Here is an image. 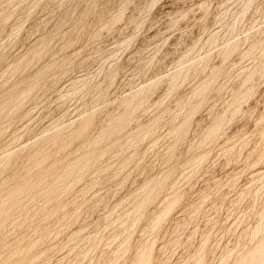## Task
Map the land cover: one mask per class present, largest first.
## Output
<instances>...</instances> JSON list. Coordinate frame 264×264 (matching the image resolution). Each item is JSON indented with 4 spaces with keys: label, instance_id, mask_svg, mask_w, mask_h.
<instances>
[{
    "label": "rangeland",
    "instance_id": "1",
    "mask_svg": "<svg viewBox=\"0 0 264 264\" xmlns=\"http://www.w3.org/2000/svg\"><path fill=\"white\" fill-rule=\"evenodd\" d=\"M0 264H264V0H0Z\"/></svg>",
    "mask_w": 264,
    "mask_h": 264
}]
</instances>
